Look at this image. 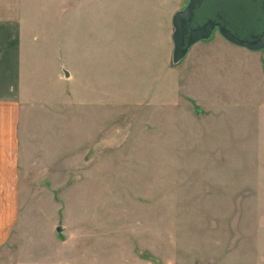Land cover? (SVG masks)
Here are the masks:
<instances>
[{"label": "rangeland", "instance_id": "374dc122", "mask_svg": "<svg viewBox=\"0 0 264 264\" xmlns=\"http://www.w3.org/2000/svg\"><path fill=\"white\" fill-rule=\"evenodd\" d=\"M187 2L42 7L70 75L24 116L33 155L0 197V264H264V48L213 30L173 62Z\"/></svg>", "mask_w": 264, "mask_h": 264}, {"label": "crops", "instance_id": "0c3cea01", "mask_svg": "<svg viewBox=\"0 0 264 264\" xmlns=\"http://www.w3.org/2000/svg\"><path fill=\"white\" fill-rule=\"evenodd\" d=\"M44 5L51 0H0V197L8 195L9 182L20 190L28 175L23 166L33 154L24 116L43 107L70 75L61 62L58 75L56 48L39 39L50 34L36 23Z\"/></svg>", "mask_w": 264, "mask_h": 264}, {"label": "water", "instance_id": "95a60500", "mask_svg": "<svg viewBox=\"0 0 264 264\" xmlns=\"http://www.w3.org/2000/svg\"><path fill=\"white\" fill-rule=\"evenodd\" d=\"M203 0H188L183 9L174 12L171 18L173 32L171 39L173 43L171 58L173 62L183 58L188 48L195 42L207 39L213 32L215 25L211 19H206L203 23L190 27L194 16V10L202 3ZM264 11V3H263ZM218 32L229 42L245 47L250 50H259L264 48V29L249 37H241L233 33L230 29L217 23ZM68 76V72H65ZM57 230L60 229L58 226Z\"/></svg>", "mask_w": 264, "mask_h": 264}, {"label": "flooded vegetation", "instance_id": "af4514ba", "mask_svg": "<svg viewBox=\"0 0 264 264\" xmlns=\"http://www.w3.org/2000/svg\"><path fill=\"white\" fill-rule=\"evenodd\" d=\"M206 1L207 0H203L202 3L195 8L190 27L199 25L206 19H211L215 23L213 30H218L216 24L219 23L241 37H249L264 29V0H209L207 3L209 5V11L207 13L201 12V15H197L198 8ZM231 5L232 8L235 5L239 13L245 16L243 22L238 23L228 19L231 17L229 14V9H232ZM237 10L236 12H238Z\"/></svg>", "mask_w": 264, "mask_h": 264}, {"label": "trees", "instance_id": "16d2710c", "mask_svg": "<svg viewBox=\"0 0 264 264\" xmlns=\"http://www.w3.org/2000/svg\"><path fill=\"white\" fill-rule=\"evenodd\" d=\"M208 2H209V0H207L204 4H202V6L200 8H198L197 15H201V12L207 13L209 11V5L207 4ZM232 5H231V8H232ZM236 10H237V7L234 5L232 9H229V11H230L229 14L232 16V13H234V14L236 13L235 15H237V13L239 11L237 10L238 12H236Z\"/></svg>", "mask_w": 264, "mask_h": 264}]
</instances>
